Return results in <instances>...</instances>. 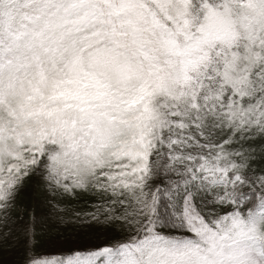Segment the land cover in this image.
<instances>
[{"label":"snow or ice","instance_id":"snow-or-ice-1","mask_svg":"<svg viewBox=\"0 0 264 264\" xmlns=\"http://www.w3.org/2000/svg\"><path fill=\"white\" fill-rule=\"evenodd\" d=\"M0 264H264V0H0Z\"/></svg>","mask_w":264,"mask_h":264}]
</instances>
